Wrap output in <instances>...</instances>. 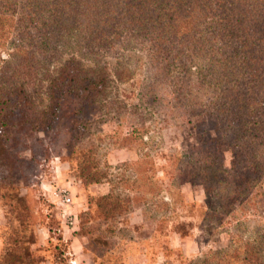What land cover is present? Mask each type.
Here are the masks:
<instances>
[{
  "label": "trees",
  "instance_id": "16d2710c",
  "mask_svg": "<svg viewBox=\"0 0 264 264\" xmlns=\"http://www.w3.org/2000/svg\"><path fill=\"white\" fill-rule=\"evenodd\" d=\"M13 38L19 43L7 48ZM125 45L148 53L153 73L140 87L142 102L156 100L162 87L166 93L161 97L214 126L218 137L203 131L206 141L175 164L180 177L199 179L206 193L218 197L219 210L231 214L236 198L245 201L252 184L264 179V0H0V52L7 56L0 58V165L9 178L11 172H22L17 149L62 113L72 115L71 123L53 136L77 141L99 107L121 113L122 103L110 97L108 83L111 76L128 82L131 70L118 64L110 74L100 66L83 69L75 60L49 79L50 103L38 108L35 89L50 52L71 46L93 57L114 55ZM226 150L231 154L228 168ZM81 171L84 183L103 178ZM143 171L141 166L125 185L135 192L151 189ZM125 208V201L111 193L99 199L105 217ZM15 219L31 226L28 207ZM24 238L15 234L10 239L9 249L17 253L0 264L27 263ZM255 240L208 251L189 264H264L263 240Z\"/></svg>",
  "mask_w": 264,
  "mask_h": 264
},
{
  "label": "rangeland",
  "instance_id": "374dc122",
  "mask_svg": "<svg viewBox=\"0 0 264 264\" xmlns=\"http://www.w3.org/2000/svg\"><path fill=\"white\" fill-rule=\"evenodd\" d=\"M10 42L7 48L19 43L15 38ZM58 47L41 70L34 99L38 108L50 103L49 79L70 60L83 69L105 67L110 74L118 64L126 65L133 76L126 83L111 76L108 83L110 97L122 103L121 113L99 107L78 141L53 136L71 123L72 115L62 113L17 149L24 160L22 172H11L9 178L0 165V261L17 253L9 249L15 234L25 237L26 264H74L76 259L77 264H189L230 244L258 239L264 246V179L252 184L245 201L239 203L237 197L228 214L199 179L178 175L175 159L206 141L203 131L218 135L204 117L191 116L185 106L161 97L166 93L162 87L156 100H140V87L153 73L146 50L125 45L114 55L84 57L71 46ZM0 58L7 56L0 52ZM223 163L230 166L229 150ZM141 166L153 187L135 192L124 181ZM82 169V175L99 172L103 178L84 183ZM62 189L71 198L69 205L61 203ZM110 193L125 201L127 211L107 217L100 213L99 199ZM27 207L29 227L15 219Z\"/></svg>",
  "mask_w": 264,
  "mask_h": 264
},
{
  "label": "built area",
  "instance_id": "2783aa9c",
  "mask_svg": "<svg viewBox=\"0 0 264 264\" xmlns=\"http://www.w3.org/2000/svg\"><path fill=\"white\" fill-rule=\"evenodd\" d=\"M66 192L67 191L65 189H62L59 193L60 198H61V203L63 205H69L71 203V198L67 196Z\"/></svg>",
  "mask_w": 264,
  "mask_h": 264
},
{
  "label": "crops",
  "instance_id": "0c3cea01",
  "mask_svg": "<svg viewBox=\"0 0 264 264\" xmlns=\"http://www.w3.org/2000/svg\"><path fill=\"white\" fill-rule=\"evenodd\" d=\"M74 264H77V259H76V261H74ZM93 264H95V263H93Z\"/></svg>",
  "mask_w": 264,
  "mask_h": 264
}]
</instances>
